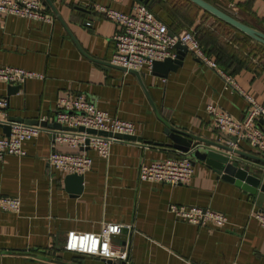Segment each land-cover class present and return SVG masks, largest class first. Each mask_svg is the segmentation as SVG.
Instances as JSON below:
<instances>
[{
  "label": "crops",
  "instance_id": "0c3cea01",
  "mask_svg": "<svg viewBox=\"0 0 264 264\" xmlns=\"http://www.w3.org/2000/svg\"><path fill=\"white\" fill-rule=\"evenodd\" d=\"M41 1L52 23L0 14V67L45 75L44 80H29L15 94L0 81V97L9 99L11 119L51 118L59 97L83 95L111 116L134 123L137 140L115 143L107 160L88 150L92 166L82 186L50 167L53 145L47 134L24 144L25 157L0 161V195L22 201L19 213L0 210V264H105L98 257L66 253L63 246L68 232L99 233L106 223L135 227L137 232L128 233L125 243L122 234L114 238L117 245L129 243L130 264H264V228L252 216L264 210L206 163L196 162L195 176L186 185L139 178L142 165L180 155L161 145L169 140L156 110L176 128L264 159L247 143L233 145V136L215 130L206 112L215 105L241 120L245 100L226 90L218 71L202 65L191 52L166 78L140 72L146 90L135 75L104 66L101 62L110 64L115 53L117 26L93 7L129 14L140 0ZM210 2L264 33V0ZM152 8L170 33L194 31L204 38V48L205 39L214 36L211 16L188 0H153ZM242 59L247 63L228 73L264 104V58ZM259 126L264 132V122ZM55 149L71 152L64 145ZM170 205L224 213L228 224L222 229L188 224L169 212Z\"/></svg>",
  "mask_w": 264,
  "mask_h": 264
},
{
  "label": "built area",
  "instance_id": "2783aa9c",
  "mask_svg": "<svg viewBox=\"0 0 264 264\" xmlns=\"http://www.w3.org/2000/svg\"><path fill=\"white\" fill-rule=\"evenodd\" d=\"M93 10L117 26L113 38L115 53L111 60L114 66L138 72H152L156 62L176 58V46L180 43L202 65L218 71L225 89L241 96L247 109L244 118L239 120L217 106L209 105L206 112L214 129L238 138V144L247 143L264 155V132L259 126L261 121L264 122V104L258 103L231 74L220 68L216 60L206 53L194 31L170 33L168 26L143 3H137L129 14L102 5H96ZM0 14L45 23L53 21V17L44 12L41 0H0ZM33 79L44 80L45 75L22 68L0 67V81L9 86H24ZM9 108V99L0 97V125L10 127L9 137L0 136V161L9 156L25 157L27 152L24 144L41 134H47L53 145L48 157L50 167L67 175L84 176L92 166V158L86 153L88 150H93L100 158L107 160L115 143L134 142L117 135H136L134 123L111 116L83 95L59 97L53 116L40 118L38 124L12 120ZM54 124L61 128H54ZM56 145L67 146L71 152L57 151ZM194 176L195 165L191 152L144 164L139 173L142 182L170 186L189 184ZM21 206L19 197L0 195V210L19 213ZM168 210L178 220L192 225H210L222 229L228 224V217L224 213L210 209L170 205ZM252 216L264 228V211L256 210ZM123 230L131 234L137 232L133 225L113 223L104 224L99 233L71 231L66 234L63 250L70 254L111 260L113 264H130L129 243L117 245L114 242L115 236L121 235Z\"/></svg>",
  "mask_w": 264,
  "mask_h": 264
},
{
  "label": "water",
  "instance_id": "95a60500",
  "mask_svg": "<svg viewBox=\"0 0 264 264\" xmlns=\"http://www.w3.org/2000/svg\"><path fill=\"white\" fill-rule=\"evenodd\" d=\"M143 4L151 7L153 0H140ZM194 5L198 6L205 12H208L212 16L218 18L219 20L227 23L228 25L236 28L243 34L250 37L252 40L264 45V33L248 24H246L241 18L235 16L233 13L229 12L222 6L213 4L207 0H188ZM48 4L51 8L52 3L48 1ZM78 10H81L85 13L90 14L89 10H86L83 7H78ZM55 11V10H54ZM178 50L177 56L175 59H167L164 62H156L153 66L152 72L155 76L166 78L170 72H176L177 69L183 66L184 59L189 53V49L178 43L176 46ZM104 66L117 68L124 72H129L135 75L139 82L145 89L141 73L135 70H126L112 65L111 63L101 62ZM23 86H9V92L15 94L20 92ZM146 90V89H145ZM148 94V93H147ZM149 96V95H148ZM158 118L165 125L164 134L167 136L169 142L161 144L167 148L173 149L179 153H188L191 152L193 164L196 162H204L209 167H211L215 173L221 177V179L234 184L238 188H241L245 192L249 193L253 198H255V203L258 207H261L264 210V159L241 152L237 149L227 147L216 142L205 140L203 138L197 137L193 134L185 132L179 128H176L165 120L159 112L156 110ZM19 122H25L29 124H38L37 121H25V120H16ZM49 125V124H46ZM54 128H61L60 125L54 124ZM0 128L3 130L4 134L10 136V127L5 125H0ZM91 133H96V131H90ZM119 138H124L130 141H136V136H121L117 135ZM233 145H238V138L232 137ZM253 160V161H249ZM68 182H77L82 186L84 176L83 175H69L66 179ZM81 187L77 190L76 193H80ZM128 235L127 230L122 232L123 243L126 241V236ZM105 264H113L111 260H103ZM125 264V263H122Z\"/></svg>",
  "mask_w": 264,
  "mask_h": 264
},
{
  "label": "rangeland",
  "instance_id": "374dc122",
  "mask_svg": "<svg viewBox=\"0 0 264 264\" xmlns=\"http://www.w3.org/2000/svg\"><path fill=\"white\" fill-rule=\"evenodd\" d=\"M208 18L209 26L214 29V36L212 38H216L217 40L215 41L223 47L225 51H229L225 45H230L239 53L240 58L242 56V58H245L249 62L259 61L264 58V45L224 25L213 16ZM208 40H210V38H208ZM222 69L226 72H230L224 68Z\"/></svg>",
  "mask_w": 264,
  "mask_h": 264
},
{
  "label": "trees",
  "instance_id": "16d2710c",
  "mask_svg": "<svg viewBox=\"0 0 264 264\" xmlns=\"http://www.w3.org/2000/svg\"><path fill=\"white\" fill-rule=\"evenodd\" d=\"M210 2V0H207ZM190 2V1H189ZM192 3V2H191ZM150 9L153 11V13L156 15V17L160 20L159 16L157 15L156 11L152 8V6L150 7ZM207 14H209L208 12H206ZM210 16H212L211 14H209ZM214 17V16H213ZM216 18V17H215ZM217 20H219L218 18H216ZM221 23H223L226 26L231 27L232 29L236 30L237 32L243 34L242 32H240L239 30H237L236 28L228 25L227 23L219 20ZM244 36H246L247 38L251 39L250 37H248L247 35L243 34ZM213 36H209L207 37V39H205V51L209 56H215V60L218 63V65L221 68H224L225 70L230 71L231 68H238L242 65H244V63H247L245 60H243L242 58H240L239 53L234 50V48L230 45H226V47L229 49V51H225V49L223 47H221L215 40H217L216 38H212ZM198 38V36H197ZM208 38H210V40H208ZM199 39V38H198ZM199 42L201 43L202 46L203 42H204V38L203 40L199 39ZM210 47V48H208Z\"/></svg>",
  "mask_w": 264,
  "mask_h": 264
}]
</instances>
